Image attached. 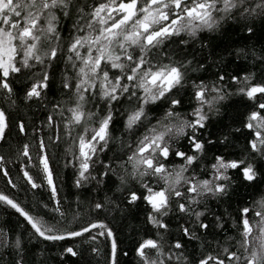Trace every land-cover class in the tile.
Listing matches in <instances>:
<instances>
[{
    "label": "snow or ice",
    "instance_id": "snow-or-ice-1",
    "mask_svg": "<svg viewBox=\"0 0 264 264\" xmlns=\"http://www.w3.org/2000/svg\"><path fill=\"white\" fill-rule=\"evenodd\" d=\"M258 25L264 0H0V264H264Z\"/></svg>",
    "mask_w": 264,
    "mask_h": 264
},
{
    "label": "trees",
    "instance_id": "trees-1",
    "mask_svg": "<svg viewBox=\"0 0 264 264\" xmlns=\"http://www.w3.org/2000/svg\"><path fill=\"white\" fill-rule=\"evenodd\" d=\"M242 35L240 33V29L238 25H232L229 26L228 32L225 33L223 36H217L213 39V43L214 45H218L220 47H223L227 44L230 43H238L241 39H242ZM264 38V32L261 31L259 25L257 27V36L256 39L260 40ZM11 167V165H10ZM13 174L16 175V171L15 169H13ZM68 175L71 176V172H68ZM5 185V181L2 177H0V188H3ZM67 192V189L62 190V194H65ZM39 195V193H38ZM47 193H44L45 198H47ZM18 219V217L14 214H12V211L10 209H5L3 207H0V222H5V221H12L15 222ZM124 232V240L125 242L129 241L130 238V233L128 231L127 226H124V228L122 229ZM131 257L125 258V261L130 260ZM51 264H59V259L56 258L55 260H53L51 262ZM66 264H79V261L77 258H69V260L66 262Z\"/></svg>",
    "mask_w": 264,
    "mask_h": 264
}]
</instances>
